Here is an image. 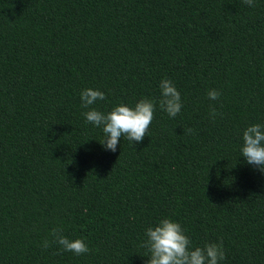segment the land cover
<instances>
[{"label": "trees", "instance_id": "16d2710c", "mask_svg": "<svg viewBox=\"0 0 264 264\" xmlns=\"http://www.w3.org/2000/svg\"><path fill=\"white\" fill-rule=\"evenodd\" d=\"M254 3L0 0V264H146L145 230L164 217L193 247L221 243L220 264H264V173L240 156L243 130L264 125ZM163 78L176 117L158 104ZM86 88L104 113L156 101L144 139L105 149ZM54 228L89 252L63 251Z\"/></svg>", "mask_w": 264, "mask_h": 264}, {"label": "clouds", "instance_id": "9594fccd", "mask_svg": "<svg viewBox=\"0 0 264 264\" xmlns=\"http://www.w3.org/2000/svg\"><path fill=\"white\" fill-rule=\"evenodd\" d=\"M250 7H255L254 0H244ZM161 96L158 104L170 117H176L181 111L182 102L175 84L168 78H163L159 84ZM209 99L215 101L220 92L210 89ZM105 93L99 89L86 88L80 93L82 107L89 109L84 113L87 122L102 127L104 138L99 142L105 149L115 152L121 137L129 142H141L147 134L153 120L156 101L151 98L140 99L134 107L123 103L114 106L107 113L97 110L93 106L97 101L105 100ZM215 118V109L211 110ZM186 134L193 130L188 128ZM243 144L240 149L244 161L264 173V125L251 124L242 133ZM53 241L60 245L63 251L82 255L89 252L83 239L70 240L62 234V229L54 228L50 233ZM146 239L142 247L150 254L146 264H220L225 259V252L221 243H206L202 247H193L191 240L185 235L181 225L168 218L160 219L155 226L145 230ZM49 241L45 239L42 247L47 249Z\"/></svg>", "mask_w": 264, "mask_h": 264}]
</instances>
